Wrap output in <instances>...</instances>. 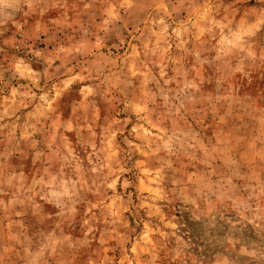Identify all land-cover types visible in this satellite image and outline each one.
<instances>
[{"label":"rangeland","instance_id":"obj_1","mask_svg":"<svg viewBox=\"0 0 264 264\" xmlns=\"http://www.w3.org/2000/svg\"><path fill=\"white\" fill-rule=\"evenodd\" d=\"M0 264H264V0H0Z\"/></svg>","mask_w":264,"mask_h":264}]
</instances>
